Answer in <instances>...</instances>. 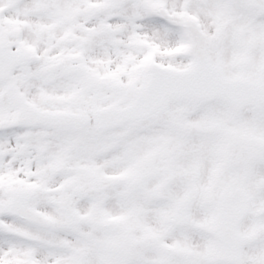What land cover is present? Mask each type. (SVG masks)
<instances>
[{
	"label": "snow or ice",
	"instance_id": "1",
	"mask_svg": "<svg viewBox=\"0 0 264 264\" xmlns=\"http://www.w3.org/2000/svg\"><path fill=\"white\" fill-rule=\"evenodd\" d=\"M0 264H264V0H0Z\"/></svg>",
	"mask_w": 264,
	"mask_h": 264
}]
</instances>
